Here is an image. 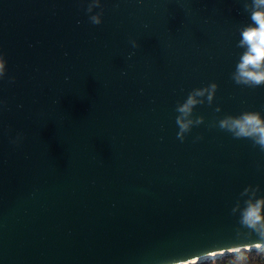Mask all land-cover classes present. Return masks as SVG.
<instances>
[{"label": "water", "instance_id": "water-1", "mask_svg": "<svg viewBox=\"0 0 264 264\" xmlns=\"http://www.w3.org/2000/svg\"><path fill=\"white\" fill-rule=\"evenodd\" d=\"M89 2L0 0V264L264 249L240 222L264 196V150L218 125L264 116V85L232 78L250 0H100V24ZM213 82L180 140L177 103Z\"/></svg>", "mask_w": 264, "mask_h": 264}, {"label": "clouds", "instance_id": "clouds-1", "mask_svg": "<svg viewBox=\"0 0 264 264\" xmlns=\"http://www.w3.org/2000/svg\"><path fill=\"white\" fill-rule=\"evenodd\" d=\"M100 7V0H90L86 11L93 13V8ZM245 9L250 14V22L243 26L240 31L238 47L243 51L232 73V78L237 84L250 87L264 85V0H250L245 3ZM100 12L89 16L93 24L101 23ZM133 46L136 42L132 41ZM6 62L0 54V78L5 75ZM217 85L213 82L204 87L192 89L183 102L176 105V124L178 125L177 137L184 139L185 133L191 127L199 125L203 117L193 118V108L197 104L211 103ZM216 111H219L217 107ZM218 125L221 129L230 132L235 138H249L254 144L264 150V116L259 111L246 110L237 115L227 114L219 119ZM240 222L255 231L264 234V196L244 201V207L240 209Z\"/></svg>", "mask_w": 264, "mask_h": 264}, {"label": "trees", "instance_id": "trees-1", "mask_svg": "<svg viewBox=\"0 0 264 264\" xmlns=\"http://www.w3.org/2000/svg\"><path fill=\"white\" fill-rule=\"evenodd\" d=\"M264 249H250L236 253L220 255L213 260H204L195 264H262L260 257Z\"/></svg>", "mask_w": 264, "mask_h": 264}, {"label": "bare ground", "instance_id": "bare-ground-1", "mask_svg": "<svg viewBox=\"0 0 264 264\" xmlns=\"http://www.w3.org/2000/svg\"><path fill=\"white\" fill-rule=\"evenodd\" d=\"M257 247H258V246H257ZM222 254H224V252L210 254V255H207V256H204V257H201V258H198V259H194V260H191V261H189V262L180 263V264H187V263L190 264V263H192V262H197V261L200 260V259L214 258V257H216V256H220V255H222Z\"/></svg>", "mask_w": 264, "mask_h": 264}, {"label": "built area", "instance_id": "built-area-1", "mask_svg": "<svg viewBox=\"0 0 264 264\" xmlns=\"http://www.w3.org/2000/svg\"><path fill=\"white\" fill-rule=\"evenodd\" d=\"M260 261L262 264H264V253H262L261 257H260ZM196 262H192L190 264H195Z\"/></svg>", "mask_w": 264, "mask_h": 264}, {"label": "rangeland", "instance_id": "rangeland-1", "mask_svg": "<svg viewBox=\"0 0 264 264\" xmlns=\"http://www.w3.org/2000/svg\"><path fill=\"white\" fill-rule=\"evenodd\" d=\"M214 258H216V257H214ZM214 258H210V259H208V260H213Z\"/></svg>", "mask_w": 264, "mask_h": 264}]
</instances>
